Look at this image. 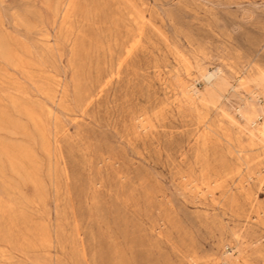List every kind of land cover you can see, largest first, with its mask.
I'll use <instances>...</instances> for the list:
<instances>
[{
  "label": "rangeland",
  "instance_id": "374dc122",
  "mask_svg": "<svg viewBox=\"0 0 264 264\" xmlns=\"http://www.w3.org/2000/svg\"><path fill=\"white\" fill-rule=\"evenodd\" d=\"M263 129L264 0H0V264H264Z\"/></svg>",
  "mask_w": 264,
  "mask_h": 264
},
{
  "label": "bare ground",
  "instance_id": "6f19581e",
  "mask_svg": "<svg viewBox=\"0 0 264 264\" xmlns=\"http://www.w3.org/2000/svg\"><path fill=\"white\" fill-rule=\"evenodd\" d=\"M218 77V73L217 72H214V73H206L205 75H204V79L206 78V80H207V82L208 83H211L212 81H214L216 78ZM190 90V89H189ZM201 93V92H200ZM250 95H252V98H255L256 100H258V95H257V93L256 92H250ZM201 96V95H200ZM249 106L248 105H246V104H243L242 106H241V108H240V112H241V114H242V117L245 119V120H247V116H248V110H249V108H248ZM261 133L264 135V129H263V131H261ZM203 138V137H202ZM207 143V142H206ZM208 149V148H207ZM209 168V167H208Z\"/></svg>",
  "mask_w": 264,
  "mask_h": 264
}]
</instances>
